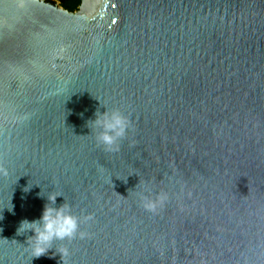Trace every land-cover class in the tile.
<instances>
[{
  "label": "water",
  "instance_id": "95a60500",
  "mask_svg": "<svg viewBox=\"0 0 264 264\" xmlns=\"http://www.w3.org/2000/svg\"><path fill=\"white\" fill-rule=\"evenodd\" d=\"M79 1L0 0V264H264V0ZM41 189L92 218L32 258Z\"/></svg>",
  "mask_w": 264,
  "mask_h": 264
},
{
  "label": "clouds",
  "instance_id": "9594fccd",
  "mask_svg": "<svg viewBox=\"0 0 264 264\" xmlns=\"http://www.w3.org/2000/svg\"><path fill=\"white\" fill-rule=\"evenodd\" d=\"M101 112L99 109L94 113V118L89 119L86 124L94 134L98 146L106 152H118L120 142L127 137L131 129V121L119 109H107ZM3 169H0L2 171ZM30 187H26L28 191ZM141 206L149 212H156L168 199L165 192L157 193L155 198L139 193ZM38 196L45 200L40 216L37 219H22L16 229L17 235L31 232L27 238V244L32 258H39L49 254L50 249L58 241H71L74 238H83L86 233L81 231V224L91 220V215L78 216L73 212L72 206L68 203L57 205V198L63 197L60 193L47 191L38 193ZM9 210V209H8ZM12 210V207L9 211ZM60 256L61 264H67L64 257L69 256L66 247L55 249Z\"/></svg>",
  "mask_w": 264,
  "mask_h": 264
},
{
  "label": "trees",
  "instance_id": "16d2710c",
  "mask_svg": "<svg viewBox=\"0 0 264 264\" xmlns=\"http://www.w3.org/2000/svg\"><path fill=\"white\" fill-rule=\"evenodd\" d=\"M60 2L61 7L70 12L76 11L79 4V0H60Z\"/></svg>",
  "mask_w": 264,
  "mask_h": 264
},
{
  "label": "flooded vegetation",
  "instance_id": "af4514ba",
  "mask_svg": "<svg viewBox=\"0 0 264 264\" xmlns=\"http://www.w3.org/2000/svg\"><path fill=\"white\" fill-rule=\"evenodd\" d=\"M45 1H47L48 3H51V4H56V5H58V6L61 7V2H60V0H45ZM79 4H80V1H79ZM79 4H78V7H77L76 11L79 9ZM74 12H75V11H74Z\"/></svg>",
  "mask_w": 264,
  "mask_h": 264
}]
</instances>
